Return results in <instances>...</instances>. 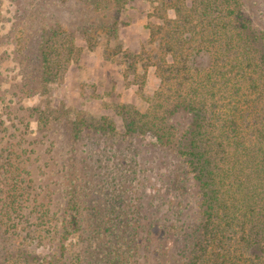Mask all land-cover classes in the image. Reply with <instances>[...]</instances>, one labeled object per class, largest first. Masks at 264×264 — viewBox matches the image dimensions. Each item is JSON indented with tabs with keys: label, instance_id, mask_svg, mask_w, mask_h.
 <instances>
[{
	"label": "rangeland",
	"instance_id": "obj_1",
	"mask_svg": "<svg viewBox=\"0 0 264 264\" xmlns=\"http://www.w3.org/2000/svg\"><path fill=\"white\" fill-rule=\"evenodd\" d=\"M244 1L264 31V0ZM181 3L190 18L178 26V0H0V264H110L136 239L129 264L185 263L197 185L174 142L126 128L161 94L197 86L221 50L202 42L213 14L189 11L201 0ZM54 32L49 72L43 52ZM175 53L189 56L191 78L167 74ZM228 103L218 100L223 112ZM13 193L16 211L4 205ZM5 212L21 222L11 227Z\"/></svg>",
	"mask_w": 264,
	"mask_h": 264
},
{
	"label": "trees",
	"instance_id": "obj_2",
	"mask_svg": "<svg viewBox=\"0 0 264 264\" xmlns=\"http://www.w3.org/2000/svg\"><path fill=\"white\" fill-rule=\"evenodd\" d=\"M182 1L175 5L182 21L178 26L190 18L181 13ZM201 3L189 11L197 16L213 14V27L202 42L215 46L217 40L221 50L208 55L213 61L197 71L201 79L197 86L177 99L161 94L151 114L140 120L130 118L126 128L129 133L150 134L161 145L174 142L197 185L199 219L184 264H264V31L253 24L244 0ZM177 27L174 34L179 33ZM47 36L44 61L52 72L59 33ZM179 37L182 46L181 32ZM168 48L174 50L171 45ZM204 51L203 45L199 47L193 62ZM188 61L189 56L175 53L167 74L179 81L191 78ZM251 94L255 96L249 99ZM226 99L229 110L223 112L218 100ZM182 116L184 128L179 131ZM12 197L4 205L16 211L21 208L20 199L16 193ZM47 212L36 221L44 222ZM4 216L6 223L13 221L11 227L21 222L8 212ZM48 231L45 237L55 233ZM139 245V239L134 245L126 244L124 256L118 254L110 264H129Z\"/></svg>",
	"mask_w": 264,
	"mask_h": 264
}]
</instances>
